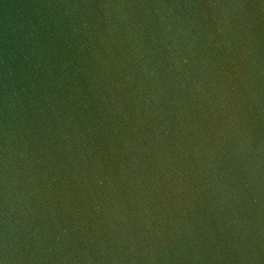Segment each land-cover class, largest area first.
I'll list each match as a JSON object with an SVG mask.
<instances>
[{"label":"water","instance_id":"1","mask_svg":"<svg viewBox=\"0 0 264 264\" xmlns=\"http://www.w3.org/2000/svg\"><path fill=\"white\" fill-rule=\"evenodd\" d=\"M0 264H264V0H0Z\"/></svg>","mask_w":264,"mask_h":264}]
</instances>
